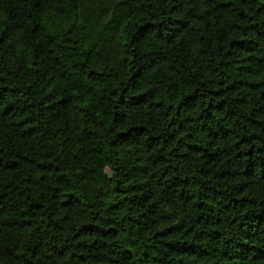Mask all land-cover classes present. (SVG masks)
Here are the masks:
<instances>
[{
	"label": "trees",
	"instance_id": "trees-1",
	"mask_svg": "<svg viewBox=\"0 0 264 264\" xmlns=\"http://www.w3.org/2000/svg\"><path fill=\"white\" fill-rule=\"evenodd\" d=\"M0 264H264V0H0Z\"/></svg>",
	"mask_w": 264,
	"mask_h": 264
}]
</instances>
